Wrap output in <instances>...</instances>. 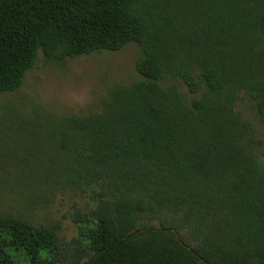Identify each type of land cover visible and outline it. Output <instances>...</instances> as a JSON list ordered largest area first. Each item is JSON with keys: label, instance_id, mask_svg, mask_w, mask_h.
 Returning <instances> with one entry per match:
<instances>
[{"label": "trees", "instance_id": "1", "mask_svg": "<svg viewBox=\"0 0 264 264\" xmlns=\"http://www.w3.org/2000/svg\"><path fill=\"white\" fill-rule=\"evenodd\" d=\"M128 43L139 76L97 111L19 120L28 155L0 136V264H264V146L236 109L264 119V0H0V95L39 51ZM56 191L92 201L68 242L18 207Z\"/></svg>", "mask_w": 264, "mask_h": 264}, {"label": "rangeland", "instance_id": "2", "mask_svg": "<svg viewBox=\"0 0 264 264\" xmlns=\"http://www.w3.org/2000/svg\"><path fill=\"white\" fill-rule=\"evenodd\" d=\"M138 55L139 48L133 43L116 51L63 60H46L39 51L35 64L25 73L23 84L15 91L0 95V136H11L8 141L14 146L6 150L8 154L28 155L44 146L35 137H15L19 120L24 119L23 123L29 125V121L40 120L39 116L42 119L43 115L97 111L100 98L111 84L128 83L138 78L134 68ZM236 109L251 122L254 137L264 146V119L257 115L253 101L244 92L240 94ZM49 196L43 200L45 203L39 201L41 204L29 205L23 201V206L18 202V207L27 209L36 222L58 223L60 240L68 242L78 233L72 215L77 209L87 211L92 201L88 194L74 196L71 192L56 191Z\"/></svg>", "mask_w": 264, "mask_h": 264}]
</instances>
